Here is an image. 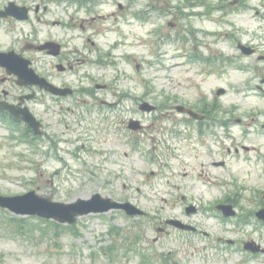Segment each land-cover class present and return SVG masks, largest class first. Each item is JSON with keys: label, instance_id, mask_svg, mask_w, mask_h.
Wrapping results in <instances>:
<instances>
[{"label": "rangeland", "instance_id": "1", "mask_svg": "<svg viewBox=\"0 0 264 264\" xmlns=\"http://www.w3.org/2000/svg\"><path fill=\"white\" fill-rule=\"evenodd\" d=\"M228 1L156 0V4L166 2L169 6L153 11V25L134 23L127 28L129 34L124 39L116 33L119 26L112 22L100 25L102 34L97 38L98 45L105 49L103 43L120 41L121 50L116 52L123 55L120 58L115 53V64L109 68L92 65L89 68L95 82L108 83L115 78L117 84L114 86H122V90L129 93L128 100L151 98L150 102L160 105L165 95H172L175 100L202 98L210 102L216 99L218 112L214 114H217L220 127H213L212 131L218 133L217 138H183L176 143L177 156L174 158L169 157L161 145L162 134L156 138L162 142L153 144L152 133H149L142 136L144 141L140 144L146 153L132 152L127 145L128 135L123 133L115 142V136L109 134L111 128L96 108L90 107L91 113H84L82 117L83 108L59 115L52 114L59 111L58 106L36 105L35 112L44 113L46 130L55 143L40 144L32 139L29 144L22 141L16 131L0 126V195H22L33 190L39 195H50L56 201L71 202L99 193L118 201H130L149 213H166L167 210H161L167 207L160 202L161 197L184 196L187 202L200 208L195 221L207 237L201 236L202 242H195L189 236L171 233L164 243L165 248L180 249L179 255L173 253L171 257L179 261L190 255L192 248L188 241L197 249L198 257H192V264H231L235 261L228 258L227 251L210 247L211 244L219 246L210 243L216 237L228 238L226 225L220 219H213L211 206L230 195L241 199L237 202L244 210L253 212L264 204V128L261 127L264 124V91L255 89L253 72L245 65L242 67L236 59L234 63L240 65V70L234 65L235 70L228 69L206 79L192 74L183 76L184 59L180 57L183 50L178 38L179 27L186 31L189 24L192 29H209L205 24L208 18L215 22L210 25L213 31L230 33L233 28H239L235 36L241 41H248L249 33L260 35V28L264 27V7H260V0H241L248 11L241 6L239 10L244 11L238 18L228 8ZM102 10L103 14L113 11L111 8ZM80 16L85 15L81 13ZM185 19L190 22L185 24ZM167 21L176 28H168ZM153 30H157L154 37L145 36ZM163 32H170V37H163ZM210 36L207 38L216 39L215 34ZM200 37L203 36L198 35L197 40L204 43ZM191 38L186 35L193 46ZM146 39L150 46L145 44ZM257 45L263 46V43L258 40ZM213 47L223 53L233 52L230 43L225 44L219 38L217 46ZM125 57L143 61L142 70L137 73L133 60ZM182 76L184 83H181ZM262 87L264 90V85ZM216 89H225L226 94L218 97ZM107 99L111 100L109 96ZM128 109L132 108H124ZM229 114L241 118L242 122L239 125L235 120L224 122ZM131 116L124 112L123 118ZM247 121L249 126L244 125ZM155 126L157 129L164 124L157 122ZM184 142L189 146L182 147ZM173 145L174 142L168 140L167 146ZM219 161H224V166H212V162ZM112 213L104 218L87 215L79 218L77 224L67 226L33 217H17L0 208V264H124L125 259L116 247L119 236L124 233L121 229L128 230L131 221L119 213ZM11 220L18 226H10ZM146 235L151 238L155 232L147 231Z\"/></svg>", "mask_w": 264, "mask_h": 264}, {"label": "flooded vegetation", "instance_id": "2", "mask_svg": "<svg viewBox=\"0 0 264 264\" xmlns=\"http://www.w3.org/2000/svg\"><path fill=\"white\" fill-rule=\"evenodd\" d=\"M261 1H259L260 7H264V3ZM240 2L242 1H228V8L235 18L242 15L244 10H239L241 6L246 7L248 11L247 5H241ZM165 6H169V4L164 2L159 5L156 4V0H0V14H2L0 16V53L13 52L15 54L0 65V107L12 106L15 110L28 107L42 125V136L45 134L42 117L44 113L35 112L36 105L58 106L59 111H53L52 114L59 115H65L67 111L78 108H83L84 113L89 114L91 113L89 108L93 107L111 128L109 134L115 136V142H118L122 134L126 133L130 139L127 142L130 150L134 145H138V142H140L138 149H142L140 144H143V135L152 133L150 139L153 138V144H155V142H162V139H156L157 137L154 135L163 134L166 141L163 140L161 145L165 147L167 155L174 158L177 156L176 143L183 138L201 139V137L208 138V136L217 138L218 133L212 131L213 127L215 129L220 127L217 122V114H214V112H218L216 99H211L208 102L207 99L202 98L193 101L167 98L161 101L160 105L150 102L151 98L128 100V96H123L122 86H114V83L117 84L115 78L108 83L95 82V79L89 74L91 65L106 69L115 64V57H113L115 53L120 58L123 55V53L116 52L121 50L120 41L114 44L103 43L102 46L105 49L98 45L97 38L102 34L100 25L112 22L119 26L116 33L118 37L124 39V36L129 34L127 28H130L134 23L142 26L153 25V11L164 9ZM101 8L106 10L111 8L113 11L103 14ZM217 10L222 11L219 8ZM81 13L85 16L81 17ZM255 13L259 14L258 11ZM187 22L190 21L185 19V24ZM206 22L209 23H205L209 29H205V32L202 29H192L190 24L186 25V31L184 27H179L178 38L181 40L183 49L180 57L184 59L182 64L185 66L183 76L192 74L198 77L204 76L203 78L206 79L207 76H215L228 69L235 70V67L240 66L237 63H241L242 67L245 65L247 70L253 72V79L256 80L255 89L263 92L264 27L260 28V35L255 32L249 33L251 37L245 42L235 36V33L240 30L239 28H233L230 33L213 31L210 25L215 23L214 20L208 18ZM165 23L168 28H176L171 21ZM231 26L233 25L231 24ZM122 27L126 28L122 30ZM76 32L77 34H75ZM156 32L157 30L149 31L145 33V36L154 37ZM187 34L192 37V43L195 45L190 44L191 40H186ZM213 34L216 36L215 40L207 38ZM198 35L203 36L200 39L204 43L197 40ZM163 37L169 38L170 32H163ZM218 38L222 39L225 44L230 43L233 52L223 53L214 50L213 45L217 46ZM258 40L263 43V46L257 45ZM145 44L150 46L148 39ZM229 50L230 47H228ZM234 59L238 62L234 63ZM240 59L242 60L240 61ZM234 65L236 66L234 67ZM28 70L42 77L52 86L68 90L69 94L56 96L37 85L19 86L15 75L29 72ZM141 70V64H136L135 71L138 73ZM183 76L181 83H184ZM108 96L111 100L107 99ZM143 103H147L155 109L146 114L139 109ZM125 107L132 109L124 110ZM124 112L130 113L132 116L124 119ZM144 119H147L145 121L148 124L144 122ZM130 120L140 122V130L132 131L129 128ZM233 120L238 124L242 122L241 118L233 117V114H229L223 121L232 122ZM251 121L254 122V118H251ZM157 122L164 126L156 129ZM1 123L7 125L10 123L19 132L29 129L19 119L12 117L8 111L2 109H0ZM244 125L249 126V121ZM261 127L264 128V124ZM168 140L174 142L173 147L167 146ZM182 143L183 141H181ZM185 146H189V144L184 142L182 147ZM152 148L156 150L155 145ZM216 163L212 162L211 164L214 166ZM186 199L184 196L169 194L160 198L161 203L167 204V207H161V210H167L166 213L146 211L142 217L129 218L130 227L125 231L119 247L134 251L138 264H192V257L197 256L195 244L187 241V244L189 243L192 248V253L179 261L171 257L173 253L179 255V249H166L164 245L171 233L189 236L195 242H202L201 236L207 237V234H203L199 224L195 221L200 209L195 206L196 209L193 213H186V208L192 204ZM239 200L241 199L232 196L225 202L230 204L234 210V216L225 221L221 219V223L226 225L225 230L228 233V238L216 237L210 243L215 242L221 247L228 248L226 249L228 258L235 259L231 264H264L262 252L253 253L249 250L250 247L264 248V234L262 233L264 224L255 218V211L239 207L241 206L237 202ZM137 207L141 208L138 205ZM262 207L264 204H260L258 208ZM217 215L219 216V214ZM170 220L188 225L192 230H178L167 223ZM152 230L155 235L148 238L146 232Z\"/></svg>", "mask_w": 264, "mask_h": 264}, {"label": "water", "instance_id": "3", "mask_svg": "<svg viewBox=\"0 0 264 264\" xmlns=\"http://www.w3.org/2000/svg\"><path fill=\"white\" fill-rule=\"evenodd\" d=\"M24 115L25 122L34 127V118L28 113ZM35 128V127H34ZM95 195L91 201L78 199L72 204L53 203L50 199L36 196L33 192L21 197L0 196V207L17 215H36L45 219H52L59 223L73 224L78 216L90 212H107L111 209L122 208L130 215L140 213L131 206L116 205L109 199H100ZM222 210L229 207H220ZM226 213V212H225ZM257 217L264 220V209L257 213Z\"/></svg>", "mask_w": 264, "mask_h": 264}]
</instances>
